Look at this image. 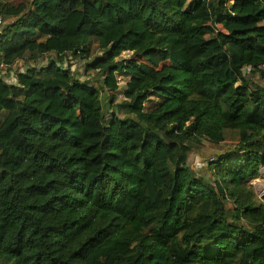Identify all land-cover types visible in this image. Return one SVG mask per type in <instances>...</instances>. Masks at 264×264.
<instances>
[{"label":"trees","instance_id":"1","mask_svg":"<svg viewBox=\"0 0 264 264\" xmlns=\"http://www.w3.org/2000/svg\"><path fill=\"white\" fill-rule=\"evenodd\" d=\"M0 16V264H264V85L246 74L264 77V0H0Z\"/></svg>","mask_w":264,"mask_h":264},{"label":"rangeland","instance_id":"2","mask_svg":"<svg viewBox=\"0 0 264 264\" xmlns=\"http://www.w3.org/2000/svg\"><path fill=\"white\" fill-rule=\"evenodd\" d=\"M15 2H18L20 0H14ZM101 54L100 50L96 45H94V50L92 54V58L99 56ZM129 52H124L123 56H129ZM47 57L44 58L43 61L46 62ZM24 65H30L34 63L33 61H24ZM79 77L81 80H87V79H96L99 78V75H97L93 70L87 71L86 70V62L83 61V64L79 67H76V70L73 72ZM10 74V73H9ZM8 74V75H9ZM247 77L250 78L252 81L264 85V77L260 76L258 73L253 74L250 72H247ZM119 86H120V93L118 95L117 101L123 100V89L126 84L127 78L119 76ZM103 95L106 96V93L103 92ZM157 99H153L152 102H149L147 106L153 105ZM238 142V135L236 132H228L227 138L224 142L220 144H214L212 142H209L205 140L202 145L198 148H195V150L191 153L189 158L190 165L196 170V172L200 174H208V166L207 161L210 160V158L215 157L217 158L220 154L223 152L232 150L235 148ZM254 190L258 196V198L262 201H264V178H258V180H255L252 182Z\"/></svg>","mask_w":264,"mask_h":264},{"label":"built area","instance_id":"3","mask_svg":"<svg viewBox=\"0 0 264 264\" xmlns=\"http://www.w3.org/2000/svg\"><path fill=\"white\" fill-rule=\"evenodd\" d=\"M3 24H4V21H3L2 17L0 16V30H1L2 26H3ZM43 63H45V61H43ZM82 64H83V61L71 63V71L74 72L76 70V67H79ZM28 66L29 65H24L23 61H19L17 63V68H19L22 71H24ZM2 67L4 68L3 71H2V74L4 76V79L7 82H9V83L16 84L17 83V79L15 77V73L14 72H11L9 74V71L6 69V65H4V64H2ZM250 71H251V68L250 67H247L246 68V72H250Z\"/></svg>","mask_w":264,"mask_h":264}]
</instances>
